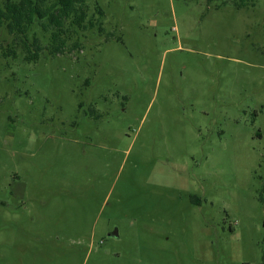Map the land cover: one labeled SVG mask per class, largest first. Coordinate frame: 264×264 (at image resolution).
I'll return each mask as SVG.
<instances>
[{
  "label": "rangeland",
  "instance_id": "obj_1",
  "mask_svg": "<svg viewBox=\"0 0 264 264\" xmlns=\"http://www.w3.org/2000/svg\"><path fill=\"white\" fill-rule=\"evenodd\" d=\"M87 3L0 36V264H264V0Z\"/></svg>",
  "mask_w": 264,
  "mask_h": 264
},
{
  "label": "trees",
  "instance_id": "obj_2",
  "mask_svg": "<svg viewBox=\"0 0 264 264\" xmlns=\"http://www.w3.org/2000/svg\"><path fill=\"white\" fill-rule=\"evenodd\" d=\"M215 3L216 8L231 3L237 9L254 7L257 0H206ZM36 27L44 33L45 39L30 32ZM98 27L105 32L103 24L89 18L87 0H0V36L4 30L19 40L24 51V59L37 61L41 53L49 56L63 55L81 49V39L86 31ZM82 34V35H81ZM45 40V42H44ZM1 46V45H0ZM5 57H17L13 47L1 46Z\"/></svg>",
  "mask_w": 264,
  "mask_h": 264
},
{
  "label": "water",
  "instance_id": "obj_3",
  "mask_svg": "<svg viewBox=\"0 0 264 264\" xmlns=\"http://www.w3.org/2000/svg\"><path fill=\"white\" fill-rule=\"evenodd\" d=\"M117 235H118V230L115 229V231L112 232L109 236H110V237H115V236H117Z\"/></svg>",
  "mask_w": 264,
  "mask_h": 264
}]
</instances>
